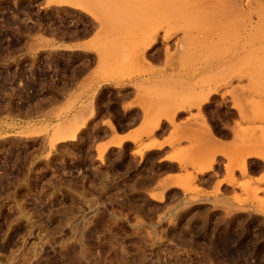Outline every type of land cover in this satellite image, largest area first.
I'll list each match as a JSON object with an SVG mask.
<instances>
[{
    "label": "rangeland",
    "instance_id": "obj_1",
    "mask_svg": "<svg viewBox=\"0 0 264 264\" xmlns=\"http://www.w3.org/2000/svg\"><path fill=\"white\" fill-rule=\"evenodd\" d=\"M25 1L93 34L12 73ZM56 53L83 54L70 88L67 56L35 68ZM263 201L264 0H0V264H264Z\"/></svg>",
    "mask_w": 264,
    "mask_h": 264
},
{
    "label": "flooded vegetation",
    "instance_id": "obj_2",
    "mask_svg": "<svg viewBox=\"0 0 264 264\" xmlns=\"http://www.w3.org/2000/svg\"><path fill=\"white\" fill-rule=\"evenodd\" d=\"M30 8H36V10L30 11ZM44 8V6H41V2L34 4L32 1H25L23 3L22 9H26V14L37 16L21 17L22 25L20 27L15 26L13 17L7 18L9 26L7 28L8 44L6 46L7 52L5 53V56L13 57L18 54L25 57L22 58L20 67H13L14 65H12L11 69L9 70L10 72L23 73L31 69L30 66L32 65V63L28 58V49L31 44V40L50 37L53 39H63L65 41H82L89 39V37H91V35L93 34V25H91L90 23H85V16H82L79 12L69 11L71 12V15L70 17H68L65 13L63 15L57 14L59 12V10L57 9H55L54 11H43ZM80 55L83 56V54L79 53H56L49 54L48 56L43 54V59H41V62H39L36 67H34L37 69V71H40L41 64L43 65L44 61H46L49 56H56L57 60L59 59V57L67 56L68 58H70L67 62L54 60L49 61L58 63V67L60 68L59 70H62L65 65H68V68L66 67V69L64 70L69 71L68 77L70 79V82L65 83L63 81H60L58 82L57 87L62 90L64 88V85H68V87L70 88L77 83L75 79H78L79 73L83 72V69L81 67L82 62L79 63V60L77 58V56ZM84 67L85 66H83V68ZM57 93L61 92L57 90ZM122 120H124V124H128L130 118H123Z\"/></svg>",
    "mask_w": 264,
    "mask_h": 264
},
{
    "label": "bare ground",
    "instance_id": "obj_3",
    "mask_svg": "<svg viewBox=\"0 0 264 264\" xmlns=\"http://www.w3.org/2000/svg\"><path fill=\"white\" fill-rule=\"evenodd\" d=\"M88 11V10H87ZM212 21V20H211ZM214 23V22H213ZM153 24V23H152ZM162 27L161 26H157V28H156V31H155V33H151V31H149V29H143V31H141L142 33H139V34H141V35H143V36H145L144 38H143V40H142V43L140 44L141 45V47H140V49H141V52H142V54L145 52V51H147L148 49H151V47H152V45L153 44H155V42H156V36H155V38L154 37H152V36H154V34H159L162 30ZM218 29V28H217ZM216 29V30H217ZM213 30H215V29H213ZM212 30V31H213ZM164 31V30H163ZM134 32V31H133ZM136 32V34H138V31L136 30L135 31ZM152 32H154V30L152 31ZM138 34V35H139ZM153 34V35H152ZM212 35V34H211ZM140 37H142V36H140ZM167 38L169 39V37L167 36ZM142 39V38H141ZM166 40V39H165ZM168 40H166V42H167ZM167 49H169V48H167ZM168 52H169V50H167ZM170 53V52H169ZM142 56V55H141ZM145 55L143 54V56H142V58L141 57H138V58H140L141 60H142V62L144 63V65L146 66V65H148V64H146L147 62L146 61H148L147 59H145V58H147V56L146 57H144ZM164 56V55H163ZM170 56H172V55H170ZM161 57V56H160ZM150 58V57H149ZM154 59V58H153ZM166 59H168V58H166ZM172 59V58H171ZM139 60V59H138ZM163 60V59H162ZM170 60V59H169ZM169 60H167V61H169ZM140 61V60H139ZM149 62H150V60H149ZM160 62V61H159ZM170 62V61H169ZM168 62V63H169ZM139 64H140V62H139ZM152 64V63H151ZM163 64H165V63H163ZM144 65H143V67H144ZM147 68V67H146ZM211 93V92H210ZM216 93V92H215ZM203 96V95H202ZM204 97V96H203ZM207 97V98H206ZM205 98V100H209V96H206ZM200 100H201V97H200ZM204 103V102H203ZM91 109V108H90ZM89 110V109H88ZM93 110V109H92ZM92 110H90V111H88V112H86V111H83V112H81V113H79V116L77 117L78 118V121H79V119H83V120H85L86 118H87V116L89 117L90 115L92 116L93 115V111ZM179 112V111H178ZM82 120V121H83ZM148 120V119H147ZM159 120H161V119H159ZM81 121V120H80ZM74 122V121H73ZM158 123H157V126L152 130V132H153V134H154V132H156L157 130H159L160 129V123H159V121H157ZM84 123V122H83ZM83 123H81V124H83ZM85 124V123H84ZM156 124V123H155ZM154 124V125H155ZM73 125V124H72ZM68 126V125H67ZM70 126V125H69ZM69 126H68V128H69ZM77 126V125H76ZM84 126V125H83ZM64 128V127H63ZM67 128V127H66ZM78 128V127H77ZM81 129V128H80ZM64 131H65V129H63ZM69 130V129H68ZM68 130H67V132H68ZM150 129H148V131H149ZM151 131V130H150ZM58 132V131H57ZM62 132V131H61ZM66 132H64L63 134H65ZM150 133V132H149ZM60 134V133H59ZM62 134V135H63ZM66 134H69V132L68 133H66ZM61 134H60V136L58 137V135H57V137L59 138H57L58 139V141H65V140H67V139H69V137L71 138L72 136H70V135H63L62 136ZM74 135H75V133H74ZM54 145V144H53ZM213 167V166H212ZM207 168V167H206ZM243 169V168H242ZM246 169V168H245ZM204 170H205V168H204ZM203 170V171H204ZM207 170V169H206ZM209 170H211V166H210V168H209ZM208 170V171H209ZM244 172H245V170H243ZM202 172V171H201ZM263 203H264V201H263Z\"/></svg>",
    "mask_w": 264,
    "mask_h": 264
},
{
    "label": "crops",
    "instance_id": "obj_4",
    "mask_svg": "<svg viewBox=\"0 0 264 264\" xmlns=\"http://www.w3.org/2000/svg\"><path fill=\"white\" fill-rule=\"evenodd\" d=\"M134 121L130 119L128 124H124V120H122V118H119V120H118V130H121V129L125 130L124 132L122 131L121 133H119V136H125V137L127 136L128 138H130L131 131H133L139 125V124H135ZM131 127H133V128H131Z\"/></svg>",
    "mask_w": 264,
    "mask_h": 264
}]
</instances>
